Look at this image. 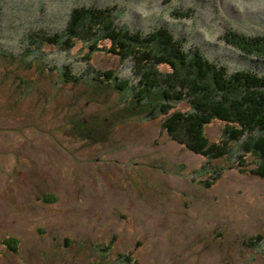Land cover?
<instances>
[{
  "label": "rangeland",
  "instance_id": "374dc122",
  "mask_svg": "<svg viewBox=\"0 0 264 264\" xmlns=\"http://www.w3.org/2000/svg\"><path fill=\"white\" fill-rule=\"evenodd\" d=\"M83 5L264 75L249 47L264 39V0H0V264H264L254 157L235 144L210 158L173 140L131 58L40 39ZM204 129L225 137L220 120Z\"/></svg>",
  "mask_w": 264,
  "mask_h": 264
},
{
  "label": "trees",
  "instance_id": "16d2710c",
  "mask_svg": "<svg viewBox=\"0 0 264 264\" xmlns=\"http://www.w3.org/2000/svg\"><path fill=\"white\" fill-rule=\"evenodd\" d=\"M40 39L63 50L82 41L90 50L131 58L142 94L160 93L156 111L163 116L162 127L173 140L210 158L230 153L236 144L254 157L255 165L243 170L264 176V75L249 69L229 72L209 60L197 45L185 48L183 40L167 28L144 34L121 27L108 7H75L64 30L41 34ZM262 40H253L249 47L263 56L257 60L264 63V44L258 43ZM103 75L118 78L111 70ZM185 100L190 107L179 109L176 105ZM215 120L225 123V137L218 143L210 141L204 129ZM242 154L238 157L244 160Z\"/></svg>",
  "mask_w": 264,
  "mask_h": 264
}]
</instances>
